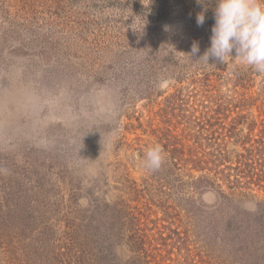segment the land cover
<instances>
[{
  "label": "rangeland",
  "instance_id": "obj_1",
  "mask_svg": "<svg viewBox=\"0 0 264 264\" xmlns=\"http://www.w3.org/2000/svg\"><path fill=\"white\" fill-rule=\"evenodd\" d=\"M190 2L195 14L208 17L217 6V0ZM136 11L82 1L0 0V221L25 218L30 208L40 212L49 202L46 192L61 188L77 192L82 210L125 198L149 237L150 264H264L258 215L264 188L253 184L242 198L246 191L228 186L230 172L219 178L225 193H235L233 202L219 188L189 194L184 186L189 148L213 161L215 143L206 139L227 135L244 113V84L231 73L252 69L239 60H197L210 47L213 26L194 29L185 19L149 26ZM194 43L199 53L193 57ZM250 86L260 107L264 74L256 73ZM254 117L239 126V144ZM206 128L209 136H199ZM231 141L230 150L245 153ZM153 144L165 154L155 172L141 165ZM203 166L213 178L215 163ZM132 181L138 192L128 190ZM233 210L250 219L256 244H230L222 227ZM116 251L123 264L132 257L125 245Z\"/></svg>",
  "mask_w": 264,
  "mask_h": 264
},
{
  "label": "trees",
  "instance_id": "obj_2",
  "mask_svg": "<svg viewBox=\"0 0 264 264\" xmlns=\"http://www.w3.org/2000/svg\"><path fill=\"white\" fill-rule=\"evenodd\" d=\"M58 1L60 3L66 0ZM68 1L86 2L92 8L137 9L134 13L141 17L144 25L149 26L172 19H185L194 29L211 27L215 23L214 14L208 17L209 15L204 13L205 22L198 26V15L195 14L190 0H152L153 3L146 6L142 0ZM255 74L254 70H235L231 73L239 84H244L241 85L245 90L241 95V103H245L241 104L244 106V110H241L244 113L235 120L227 135L220 134V137L212 136L206 139L215 143L216 148L212 156L215 162L206 160L205 154L199 157L200 152L189 148L185 159V171L188 174L185 175L187 180L184 185L189 194L219 188L224 200L235 201V193L227 194L222 190L223 184H220L222 179L219 175H224L225 172H230L226 177L230 190L246 191L245 194L240 192L242 198L253 192L251 188L253 184L264 188L261 185L264 184V103L256 107L255 102L259 99L255 101L251 93L253 86H250V82L253 81ZM253 100L254 103H248ZM255 107L259 111L257 117L252 114ZM251 117H254V120L248 124L249 136L239 144L238 128L245 126ZM208 132L206 128L199 136L208 137ZM230 139L234 140L233 146L243 147L245 153L230 150L228 147L232 142ZM195 143L198 147L201 146L199 148L202 150L200 142ZM174 161V164L170 165L178 168V163ZM209 163H215L213 178L205 173L206 170H212L203 166ZM195 173L201 175L197 177ZM136 185L137 183L132 181L131 187H127L130 193L138 192ZM64 191L61 188L56 193L46 192L49 202L40 206V212L30 208V213L25 218H14L11 222L8 218H3L0 221V264H123L116 251L121 244L132 254L129 261L124 264L151 263L150 249H146L149 237L142 233L144 230L139 227L141 220L127 199L119 198L115 203L98 200L91 203L89 208L82 210L78 207L77 192ZM52 198L54 203H51ZM233 213L234 216L227 221L228 225L222 227L224 235L232 239H229L230 244L235 243L239 246L256 244L252 238L250 219L248 222L243 220L237 210H233ZM258 215L264 219V210L259 209ZM19 226H24L26 230H19ZM260 227L264 230L261 224ZM261 228H257V231L261 232ZM31 234L36 236L31 237ZM31 242L37 243V246L29 247Z\"/></svg>",
  "mask_w": 264,
  "mask_h": 264
},
{
  "label": "clouds",
  "instance_id": "obj_3",
  "mask_svg": "<svg viewBox=\"0 0 264 264\" xmlns=\"http://www.w3.org/2000/svg\"><path fill=\"white\" fill-rule=\"evenodd\" d=\"M214 20L210 47L197 60L220 65L239 60L256 73L264 74V0H217ZM204 22L205 14L201 12L197 25L202 26ZM198 53L199 45L194 43L190 54L194 57ZM164 161L162 146L153 144L144 153L141 165L155 172Z\"/></svg>",
  "mask_w": 264,
  "mask_h": 264
}]
</instances>
